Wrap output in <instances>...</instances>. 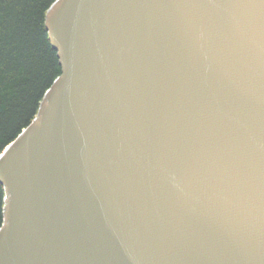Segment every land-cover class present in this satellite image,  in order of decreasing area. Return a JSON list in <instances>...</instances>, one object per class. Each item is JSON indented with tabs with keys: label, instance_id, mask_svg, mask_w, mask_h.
I'll return each mask as SVG.
<instances>
[{
	"label": "water",
	"instance_id": "1",
	"mask_svg": "<svg viewBox=\"0 0 264 264\" xmlns=\"http://www.w3.org/2000/svg\"><path fill=\"white\" fill-rule=\"evenodd\" d=\"M46 28L0 264H264V0H58Z\"/></svg>",
	"mask_w": 264,
	"mask_h": 264
},
{
	"label": "trees",
	"instance_id": "2",
	"mask_svg": "<svg viewBox=\"0 0 264 264\" xmlns=\"http://www.w3.org/2000/svg\"><path fill=\"white\" fill-rule=\"evenodd\" d=\"M58 0H0V156L35 120L62 68L46 28ZM5 192L0 184V228Z\"/></svg>",
	"mask_w": 264,
	"mask_h": 264
}]
</instances>
